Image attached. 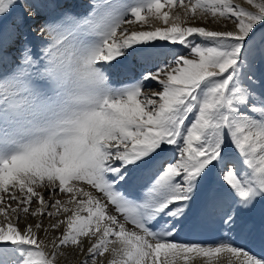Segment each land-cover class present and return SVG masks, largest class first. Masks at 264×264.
<instances>
[{"label":"snow or ice","instance_id":"6c2138e0","mask_svg":"<svg viewBox=\"0 0 264 264\" xmlns=\"http://www.w3.org/2000/svg\"><path fill=\"white\" fill-rule=\"evenodd\" d=\"M260 65L264 0H0V264H264Z\"/></svg>","mask_w":264,"mask_h":264},{"label":"bare ground","instance_id":"6f19581e","mask_svg":"<svg viewBox=\"0 0 264 264\" xmlns=\"http://www.w3.org/2000/svg\"><path fill=\"white\" fill-rule=\"evenodd\" d=\"M68 1H73L72 6L74 7V10L76 12L81 13V14H84V13H86L88 11L89 0H68ZM29 2H31V0H29ZM174 11L175 12H182V9H180L179 7H177V8L174 9ZM26 17H27L26 18V21H29V23H28L29 27H28V29H24V30H27L28 31V34H29L30 38H35V36L37 35V31L39 29V26H40V24L42 22V21H40L41 18L40 17H36L35 19H32V18H29L28 15ZM210 20L211 19H209L207 21H204V20L196 19L194 21L190 20L189 23H194L195 26H198L197 24H199V22H202V23L203 22H209ZM153 23H156V22H153ZM158 26H163V25L162 24H159ZM258 67L260 69H264V65H260ZM152 83L158 85L155 81L148 82L146 84V86H145V89H144L146 92H155V90H153V88L152 89L151 88L149 89V87L151 86ZM161 90L157 89L156 91L159 92ZM214 181H215V177L209 176L207 178L206 183L212 184V183H214ZM143 182L144 181H140L139 183H143ZM139 183L132 190V194L134 196H139ZM89 190L90 191H93L95 195H101L98 192H96L94 189H90L89 188ZM45 195L47 197V193H45ZM260 208H261V206L258 205L257 209L252 213V215L256 219H259V216H260ZM109 210L112 211V212H114L113 206L109 205ZM28 219H29L30 222L33 221V218H31V217H28ZM45 222H47V220H45ZM21 226H23V224H21ZM213 233H216V234L220 235L217 230H215L212 227H209V228H206V229H201V230H196V231H190V232H187L186 231L184 233H181V235L178 236L177 239L180 240V241H183V242H198V243L204 244V243H206L205 242L206 237L207 236L209 237L210 236L209 234H213ZM193 235L196 236V239L193 238ZM212 236H214V235H212ZM208 240H210V239H208ZM249 247L252 249L253 253L254 252L259 253V252L262 251V249H261V247H260V245H259L258 242L257 243H251L249 245ZM62 251H64L65 255L60 258V264H80V261L83 259V256L82 255H76L74 253V251H73L72 248H66V249H63ZM227 255L228 254H226V253L220 254V257L214 258L211 261V264H219V259L225 258V257H227ZM206 264H207V262H206Z\"/></svg>","mask_w":264,"mask_h":264},{"label":"rangeland","instance_id":"374dc122","mask_svg":"<svg viewBox=\"0 0 264 264\" xmlns=\"http://www.w3.org/2000/svg\"><path fill=\"white\" fill-rule=\"evenodd\" d=\"M17 2H18V5H19V3H20V0H17ZM71 5L73 4V1H68ZM16 12H22V13H24V16H25V24H24V29H28V27H29V25H28V23H29V21H26V16H27V13L26 12H24V9L23 8H20V7H17L16 9H14V13H16ZM40 21H42V20H40ZM39 23V22H38ZM210 23V24H209ZM198 26H204V27H208L209 29H211V30H224V26L225 25H227V28L228 29H231V27H232V25H231V23L230 22H228V21H222V22H220V23H212V21L210 20L209 22H199V24H197ZM197 42H200L199 40H197ZM175 51L178 53V54H181V55H184V54H187V49H185V48H183L182 46H177L176 48H175ZM153 84V83H152ZM151 84V86L149 87V89L151 88H153V90H155V92H158V91H156L157 89H159V90H161V88H160V86L159 85H156V84H153L152 85ZM214 236H212V235H210L209 237L207 236L206 237V239H205V242L206 243H208V244H211L213 241H215V240H217V239H219L220 238V235H218V234H216V233H214L213 234ZM216 235V236H215ZM216 237V238H215ZM193 238H195L196 239V236H194L193 235ZM210 239V240H208V239Z\"/></svg>","mask_w":264,"mask_h":264}]
</instances>
